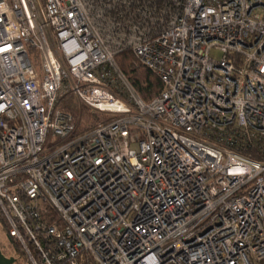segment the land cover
<instances>
[{
    "label": "built area",
    "instance_id": "2783aa9c",
    "mask_svg": "<svg viewBox=\"0 0 264 264\" xmlns=\"http://www.w3.org/2000/svg\"><path fill=\"white\" fill-rule=\"evenodd\" d=\"M0 215L13 264H264V0H0Z\"/></svg>",
    "mask_w": 264,
    "mask_h": 264
},
{
    "label": "trees",
    "instance_id": "16d2710c",
    "mask_svg": "<svg viewBox=\"0 0 264 264\" xmlns=\"http://www.w3.org/2000/svg\"><path fill=\"white\" fill-rule=\"evenodd\" d=\"M115 62L125 78L131 84L137 95L143 101L151 100L162 90V83L148 68L135 64L130 51H124L115 57ZM62 107L74 114L78 113L76 102L72 96L62 102ZM254 157H256L254 155ZM0 225L5 230L3 218L0 215Z\"/></svg>",
    "mask_w": 264,
    "mask_h": 264
},
{
    "label": "rangeland",
    "instance_id": "374dc122",
    "mask_svg": "<svg viewBox=\"0 0 264 264\" xmlns=\"http://www.w3.org/2000/svg\"><path fill=\"white\" fill-rule=\"evenodd\" d=\"M214 56L218 57V54L214 53ZM76 106L78 107L77 110L81 109L83 116H85V120L87 119L86 123L84 124L85 126L87 124H89L90 122H94L96 120V117H93V116L89 119L91 113L87 108L80 107L77 102H76ZM88 115H89V117H87ZM0 243H1V245H3L2 250L4 252L9 254L10 256H15L18 258V251H17L15 245L7 239L6 232L1 227V225H0Z\"/></svg>",
    "mask_w": 264,
    "mask_h": 264
},
{
    "label": "water",
    "instance_id": "95a60500",
    "mask_svg": "<svg viewBox=\"0 0 264 264\" xmlns=\"http://www.w3.org/2000/svg\"><path fill=\"white\" fill-rule=\"evenodd\" d=\"M15 259L13 257H6L0 249V264H13Z\"/></svg>",
    "mask_w": 264,
    "mask_h": 264
}]
</instances>
